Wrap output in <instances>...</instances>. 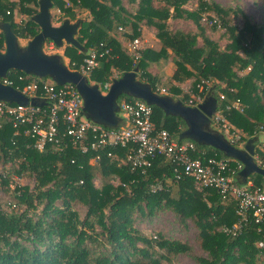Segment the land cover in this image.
Returning a JSON list of instances; mask_svg holds the SVG:
<instances>
[{"label": "trees", "instance_id": "1", "mask_svg": "<svg viewBox=\"0 0 264 264\" xmlns=\"http://www.w3.org/2000/svg\"><path fill=\"white\" fill-rule=\"evenodd\" d=\"M51 2L52 8L65 15L64 20L79 23L75 39L83 50L69 45L63 50L69 70H76L86 52L102 43L111 53L99 58V66L88 78L92 84L102 86L115 79V73L121 77L137 68V79L159 94L156 91V86L162 82L159 74L147 71L153 65L167 63L171 56L175 69L170 81L176 86L172 85L171 93L165 95L179 96L177 100L185 104L198 94L197 85L209 81L225 94L222 107L234 97L241 101L242 112L234 109L223 112L233 127L244 132L243 140L259 135L257 127L264 124V21L252 22L239 7L224 8L210 0H127L136 6L132 14L122 0ZM190 2L195 3L193 9L186 8ZM16 6L28 16L22 23L14 21ZM75 10L87 11L89 17L76 19ZM37 12L38 0H0V22L8 23L17 38L29 41L39 33L38 25L31 19ZM204 17L211 21L212 29L222 28L228 35L229 41L224 48L206 35L201 25ZM233 19H241V26L234 24ZM169 20L190 21L198 33L170 31ZM141 24L156 30L160 47H147L135 61L123 51L112 31L116 27L129 26L128 39L132 41L140 36ZM4 49V36L0 31V52ZM18 76H22L23 81H18ZM6 77L19 89L38 78L16 70L9 71ZM190 79L194 81L193 94H184L177 84ZM211 86L205 87L201 94H210ZM231 89L235 93H231ZM123 96L127 101L132 98ZM218 96L219 93L214 95L216 101ZM151 108L155 128L165 129L180 140L178 136L185 129L184 122L178 117L165 116L155 106ZM27 127L24 124L15 127L10 117H6L0 127V169L5 172L0 185H8L14 174L35 180L33 189L17 187L16 203L12 204L13 208L18 206L17 209L10 212L0 209V264H140L136 257H151L153 246L167 254L190 253L191 248L186 243L162 237L152 240L133 226L134 212L153 217L162 208H170L182 218L191 219L197 227L200 247L207 253V257H195L197 263L264 264V247L256 246L264 241V225L258 227L250 223L235 237L223 233L222 226H232L236 222L235 202L223 199L219 191L198 189L188 176L168 184L161 191H149V185L157 180H174L173 166L165 157L155 158L143 174L122 163L124 149L105 148L98 161L93 152L82 154L68 141L61 149L50 144L39 151L35 147V137L26 133ZM196 149L198 152L193 153V157L228 158L212 147L196 144ZM108 152L113 157H108ZM7 163L13 165L5 169ZM93 165H99L103 176H113L117 184L105 182L100 188L95 187ZM229 166L235 164L230 160ZM253 175L249 178L255 186L264 188L263 177ZM236 180H239L238 173ZM73 204L86 208L84 219L72 209ZM38 206H42L39 211ZM22 207L24 209H20ZM30 212L37 213L36 218L31 217ZM22 240L29 246L22 244ZM139 243L143 247H139Z\"/></svg>", "mask_w": 264, "mask_h": 264}, {"label": "built area", "instance_id": "2", "mask_svg": "<svg viewBox=\"0 0 264 264\" xmlns=\"http://www.w3.org/2000/svg\"><path fill=\"white\" fill-rule=\"evenodd\" d=\"M6 14L9 15L10 11H6ZM118 29L122 30L121 27ZM142 50L138 39L129 42L128 52L135 61L140 58ZM110 53L111 49L105 48L104 44L95 45L86 52L82 63L74 71L89 78L99 66V58L110 56ZM23 79L22 76L17 77L20 82ZM0 82L9 86L13 84V80L6 76ZM111 83L112 81H106L102 86L97 85L100 93L105 95ZM210 86L209 81H202L197 85L198 94L192 96L184 105L196 107L202 103L206 95L201 93L205 87L208 89ZM13 88L29 99H38L42 105L21 106L0 101V127L6 117L14 120L15 127L27 125L26 133L35 137V147L39 151H43L50 144L55 149H61V145L68 141L82 154L93 152L96 155L95 160L98 161L105 148L124 149L122 163L128 165L132 171L139 170L143 174L155 158L162 156L171 162L174 180H157L149 185L150 192L161 191L182 177H192L198 189H215L221 193L223 199L235 202L236 222L232 226H222L223 233L235 237L250 223L258 227L264 225V188L255 186L249 177L245 183L236 180L237 173L243 168L242 163L233 158L193 157V153L198 152L195 142L178 140L167 130L156 129L152 121V108L144 101L135 98L124 100L118 113L126 120V124L124 122L123 127L112 129L83 116V100L71 84L57 85L47 78H35L25 83L21 89ZM156 91L159 94H168V89L160 85L156 86ZM230 92L235 93L232 89ZM225 99V94L219 93L210 121L215 127L228 133V143L231 146L243 149L246 142L243 140L244 132L233 127L223 112L224 109L242 112L243 105L234 97L222 107ZM257 133V137L264 136V124L258 125ZM107 156L113 157L111 152ZM252 159L257 167L264 170V141H256ZM230 160L235 164L234 167L229 166ZM0 178H5V172L1 169ZM256 246L263 248L264 241H259Z\"/></svg>", "mask_w": 264, "mask_h": 264}, {"label": "water", "instance_id": "3", "mask_svg": "<svg viewBox=\"0 0 264 264\" xmlns=\"http://www.w3.org/2000/svg\"><path fill=\"white\" fill-rule=\"evenodd\" d=\"M51 8V0H38V12L31 19L38 25L40 31L27 42L24 48L19 47L17 37L10 25L0 22V31L3 33L5 45L4 51L0 52V79L4 78L9 71L16 70L38 78H50L57 85L71 84L83 100V114L92 122L112 129L118 127L121 121L117 115L119 111L117 99L120 95L142 100L149 106L159 108L165 116L178 117L184 122L185 129L178 136L180 140L189 139L198 145L212 147L225 157L242 163L243 168L238 174V182L245 183L246 179L253 174L260 175L264 179V170L257 167L252 159L253 143L257 141V137L248 139L244 148L238 149L231 146L222 134L207 129L216 109V98L211 93L207 94L203 102L196 107L186 106L169 95L153 92L149 84L137 79L138 69L135 68L113 79L107 93L103 95L97 85L88 83L85 76L77 71L69 70L59 55L45 54L42 46L47 40L57 48L65 44V46L83 50L75 39L79 23L64 20L59 26H53ZM0 101L21 106L42 105L38 99H29L17 89L1 82Z\"/></svg>", "mask_w": 264, "mask_h": 264}, {"label": "rangeland", "instance_id": "4", "mask_svg": "<svg viewBox=\"0 0 264 264\" xmlns=\"http://www.w3.org/2000/svg\"><path fill=\"white\" fill-rule=\"evenodd\" d=\"M17 2V0H11ZM124 2L125 8L127 9L129 14H132L135 10L136 6L130 5L127 0H122ZM213 2L218 3L220 6L224 8H234L239 7L252 22L260 23L264 21V0H210ZM195 7L194 2H190L186 8L193 9ZM20 7L16 6L14 9V21L16 23H22L26 19H28V16L22 14L20 12ZM76 19H87L88 13L84 10H75ZM50 15H51V24L53 26H59L64 19H66L65 15L63 13H60L56 8L50 9ZM234 20V19H233ZM74 22V21H73ZM234 24L241 26L242 22L241 19H236L233 22ZM211 21L207 20L206 17H204L201 20V25L205 27L206 29V35L216 42L220 48H224V46L228 43L229 38L228 35L225 33L224 29L216 27L211 28ZM143 25V24H141ZM168 29L170 31L175 30H182V31H192L198 33V30L196 26L187 20H169L167 22ZM140 36H138L136 39L139 40L140 45L142 49H147V47H152L154 49H159L160 44L155 37L156 30L154 28L141 26V32ZM131 34L130 27H123L121 31L117 29V27L112 31V35L115 39H117L120 42V45L126 53L128 52V44L131 40L128 39V35ZM17 43L20 48H24L28 42V39H22L17 38ZM199 43H201L199 41ZM65 44L57 48L54 44L51 42L44 43L42 46V50L47 55H59L61 57V61L66 66V59L63 56V50H64ZM142 50V51H143ZM175 69V66L173 65V62L171 61V56H169L167 63H160L159 65H153L152 68H150L147 72L148 73H154L159 74L160 78L162 79V85L165 87H171L173 82L170 81V77ZM116 78H119V73L114 74ZM242 75V73H240ZM49 81H52V79L47 78ZM88 83L93 85L92 82L88 78ZM193 79L187 80L181 84H177V86L180 88V90L184 94L192 95V86H193ZM176 86V85H174ZM210 93L212 95L220 93L219 90H217L216 87L211 86ZM171 93V92H170ZM165 95V94H161ZM206 95V93H205ZM170 96V95H169ZM173 96V94L171 95ZM174 100H177L179 96H173ZM125 99V96L120 95L117 99V104L120 106ZM119 112V111H118ZM117 112V115L121 119L119 122V127L124 126V122L126 124V120L121 118V115ZM84 117L85 114H83ZM87 118V117H86ZM207 129L210 131H215L223 135V138L228 141V133L221 131L219 128L215 127L213 125L212 121H210L209 125L207 126ZM258 141L262 142L264 141V136L260 135L257 139ZM256 142L253 143L255 145ZM13 164L7 163L5 164V169L10 168V166ZM15 168V166H14ZM4 169V170H5ZM93 183L95 187L100 188L105 182L117 184V181L114 179L113 176H103L101 169L99 168V165H93ZM252 178H255V175L252 176ZM35 184V180L33 177L28 176H16L11 175L8 185H0V209H3L4 211L10 212L12 209H17L12 207L13 203H16V194L17 187L26 186L30 189H33ZM175 190H172V195H174ZM42 206H38V210H40ZM20 209H24L23 207ZM72 209H74L79 218L82 220L85 217L86 214V208L83 207L80 204H73ZM29 215L33 218H36V214H32V212L29 213ZM133 226L139 231V233L146 238H151L152 240H157L159 237L168 239V240H177L182 243H186L190 246L191 252L187 254H167L165 251H160L156 248V246H153L150 250L151 257L148 258H142L140 255L136 258L140 261V264H199L195 261V257H207V253H205L201 247H200V237H199V231L193 221L189 218H182L181 216L174 213L170 208H162L153 217H146L143 214H139L138 212H134L133 216ZM97 231L99 229L97 228ZM22 244L28 245L29 243L22 240ZM139 247H143V244L139 243ZM155 261V262H154Z\"/></svg>", "mask_w": 264, "mask_h": 264}, {"label": "crops", "instance_id": "5", "mask_svg": "<svg viewBox=\"0 0 264 264\" xmlns=\"http://www.w3.org/2000/svg\"><path fill=\"white\" fill-rule=\"evenodd\" d=\"M151 74H152V75H155L154 73H151ZM161 80H162V79H161ZM160 86H162V87H165V86H163V85H162V82H161ZM165 88H167V89H168V92H169L168 94H170L169 87H165Z\"/></svg>", "mask_w": 264, "mask_h": 264}]
</instances>
